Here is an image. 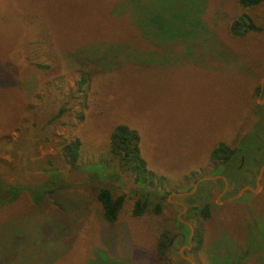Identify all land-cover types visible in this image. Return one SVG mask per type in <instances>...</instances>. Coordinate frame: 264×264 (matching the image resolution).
Instances as JSON below:
<instances>
[{
	"label": "rangeland",
	"instance_id": "obj_1",
	"mask_svg": "<svg viewBox=\"0 0 264 264\" xmlns=\"http://www.w3.org/2000/svg\"><path fill=\"white\" fill-rule=\"evenodd\" d=\"M241 14L259 31L232 35ZM263 78L264 1L0 0V264H264V173L256 193L227 200L254 187L264 163ZM120 124L164 183L141 186L118 164ZM76 139L73 169L63 146ZM219 143L240 150L227 167L210 159ZM219 173L222 195L220 182L199 181ZM54 175L63 184L47 192ZM99 187L124 196L114 224ZM204 204L208 219L194 211ZM182 221L201 246L192 235L187 248ZM164 230L172 242L159 260Z\"/></svg>",
	"mask_w": 264,
	"mask_h": 264
},
{
	"label": "trees",
	"instance_id": "obj_2",
	"mask_svg": "<svg viewBox=\"0 0 264 264\" xmlns=\"http://www.w3.org/2000/svg\"><path fill=\"white\" fill-rule=\"evenodd\" d=\"M262 1L264 0H238V3L242 9H247L259 5ZM229 30L232 35L241 37L248 32L259 31V28L246 14H241L235 18ZM87 81V77L82 76L79 80V87L82 88L87 84ZM110 147L111 153L117 159L118 164L130 171L135 183L141 186L147 185L149 187L158 186L159 184L164 183L163 176L156 175L146 167V163L138 151V135L135 131L128 129L121 124L116 126L110 136ZM238 150L239 149L237 148H230L224 143H219L211 151L210 159L214 162L213 164L215 166L222 165L227 167L234 162ZM63 152L69 167L75 169L78 165L80 154L79 140L76 139L66 143L63 146ZM58 181L61 182V185L63 184L59 175H54L53 180L44 186V188L49 192L50 188L55 186ZM17 191L18 189L12 188V194L17 193ZM96 199L100 204L104 220L109 224H114L118 219L124 196L120 195L115 197L109 189L99 187L96 190ZM145 208L146 200L140 198L134 203L132 215L134 217L141 216L144 213ZM194 211L197 216L203 219H208L210 217V206L208 204L202 205L199 209L194 208ZM154 212L159 213V207H156ZM171 242L172 238L170 237V233L167 230L162 231L156 244V253L159 260L165 259L167 252L170 249ZM192 242L196 243L197 247L201 246L202 234L200 229L197 228L195 230ZM248 254L250 255L249 252Z\"/></svg>",
	"mask_w": 264,
	"mask_h": 264
},
{
	"label": "water",
	"instance_id": "obj_3",
	"mask_svg": "<svg viewBox=\"0 0 264 264\" xmlns=\"http://www.w3.org/2000/svg\"><path fill=\"white\" fill-rule=\"evenodd\" d=\"M264 83V78L262 79L261 81V85H263ZM264 99V98H263ZM263 172H264V164H262V166L259 168L258 170V174H257V177H256V180H255V187H251V186H243L242 188L239 189V191L233 195L232 197L228 198L229 201H232V200H235L237 198H239L243 193L247 192V191H250L252 193H256L259 189H260V179L263 175ZM217 179H222L225 186H224V190L223 192H225L226 188H227V183H226V179L225 177L223 176H220V175H217V176H209V177H204V178H201L199 181L203 180V181H214V180H217ZM196 189V185H194L193 189L194 190ZM192 190L188 193H181V194H176L177 196H186V195H189ZM221 195V194H220ZM178 205H180L182 207V209L184 210L185 207L180 203V202H176ZM182 223L186 224V226L190 229L191 233H190V237H189V246H187V248H190L191 246V238H192V235H193V232H194V228L192 227L191 224L189 223H186L184 221H182ZM185 259L190 262L191 264H195L193 261H191L190 259L186 258Z\"/></svg>",
	"mask_w": 264,
	"mask_h": 264
},
{
	"label": "flooded vegetation",
	"instance_id": "obj_4",
	"mask_svg": "<svg viewBox=\"0 0 264 264\" xmlns=\"http://www.w3.org/2000/svg\"><path fill=\"white\" fill-rule=\"evenodd\" d=\"M257 96H259L260 97V99L262 100L263 98H264V83H263V85H261V83H259V85H258V88H257ZM264 100V99H263ZM242 157V156H241ZM240 157V165L237 167V170L238 171H240L241 169V166H242V164H243V162H244V158H241ZM262 164H264V163H262ZM262 164H261V166H262ZM260 166V167H261ZM259 167V168H260ZM259 170V169H258ZM264 173V172H263ZM257 174H258V171H257ZM217 175H220V176H223V177H225L224 176V174L223 173H219V174H216V175H214V176H217ZM256 177H257V175H256ZM256 177H255V179H254V187H255V180H256ZM225 179H226V183H227V188H226V190H225V192L229 189V183H228V180H227V178L225 177ZM203 181V180H202ZM214 181H218V182H220L221 184H222V189H221V192H220V194L222 195V194H224L225 192H223V190H224V186H225V184H224V182H223V180L222 179H217V180H214ZM197 183V182H196ZM243 186H246V185H243ZM252 187V186H251ZM7 193V192H6ZM207 193H209V192H207ZM183 197V196H182ZM227 200H228V198H227ZM177 201H175V203H176Z\"/></svg>",
	"mask_w": 264,
	"mask_h": 264
}]
</instances>
